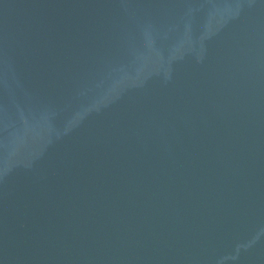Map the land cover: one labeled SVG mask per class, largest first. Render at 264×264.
I'll use <instances>...</instances> for the list:
<instances>
[{
    "label": "water",
    "instance_id": "obj_1",
    "mask_svg": "<svg viewBox=\"0 0 264 264\" xmlns=\"http://www.w3.org/2000/svg\"><path fill=\"white\" fill-rule=\"evenodd\" d=\"M0 264H264V0H0Z\"/></svg>",
    "mask_w": 264,
    "mask_h": 264
}]
</instances>
